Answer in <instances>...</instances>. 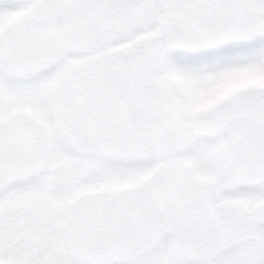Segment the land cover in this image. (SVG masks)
I'll list each match as a JSON object with an SVG mask.
<instances>
[{
  "label": "snow or ice",
  "instance_id": "1",
  "mask_svg": "<svg viewBox=\"0 0 264 264\" xmlns=\"http://www.w3.org/2000/svg\"><path fill=\"white\" fill-rule=\"evenodd\" d=\"M0 264H264V0H0Z\"/></svg>",
  "mask_w": 264,
  "mask_h": 264
}]
</instances>
